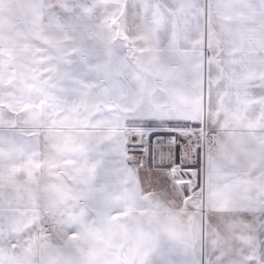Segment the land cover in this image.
Segmentation results:
<instances>
[{
    "label": "snow or ice",
    "instance_id": "obj_1",
    "mask_svg": "<svg viewBox=\"0 0 264 264\" xmlns=\"http://www.w3.org/2000/svg\"><path fill=\"white\" fill-rule=\"evenodd\" d=\"M0 264H264V0H0Z\"/></svg>",
    "mask_w": 264,
    "mask_h": 264
},
{
    "label": "built area",
    "instance_id": "obj_2",
    "mask_svg": "<svg viewBox=\"0 0 264 264\" xmlns=\"http://www.w3.org/2000/svg\"><path fill=\"white\" fill-rule=\"evenodd\" d=\"M151 139L153 141V149H155V143H154L155 137L153 136V137H151ZM133 143H135V141H133ZM130 152L132 154H135L137 156H140L143 153V148L137 147V148H134V149H130ZM143 158L146 160L147 156H144Z\"/></svg>",
    "mask_w": 264,
    "mask_h": 264
},
{
    "label": "rangeland",
    "instance_id": "obj_3",
    "mask_svg": "<svg viewBox=\"0 0 264 264\" xmlns=\"http://www.w3.org/2000/svg\"><path fill=\"white\" fill-rule=\"evenodd\" d=\"M148 159V157L146 158V160Z\"/></svg>",
    "mask_w": 264,
    "mask_h": 264
}]
</instances>
